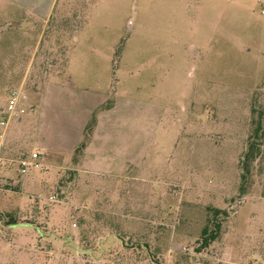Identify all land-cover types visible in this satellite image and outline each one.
<instances>
[{
  "label": "rangeland",
  "instance_id": "374dc122",
  "mask_svg": "<svg viewBox=\"0 0 264 264\" xmlns=\"http://www.w3.org/2000/svg\"><path fill=\"white\" fill-rule=\"evenodd\" d=\"M47 2L0 0V264H264V0Z\"/></svg>",
  "mask_w": 264,
  "mask_h": 264
},
{
  "label": "trees",
  "instance_id": "16d2710c",
  "mask_svg": "<svg viewBox=\"0 0 264 264\" xmlns=\"http://www.w3.org/2000/svg\"><path fill=\"white\" fill-rule=\"evenodd\" d=\"M259 118L256 120V126L254 128V133L249 137L246 149L243 151L240 160V191H245V182L247 179V175L249 173V165L257 158L260 153V145L262 138L264 136V110H259L258 112ZM95 122V118L92 117V125ZM90 124L86 127L89 128ZM85 146V141L83 140L76 148V152L78 153L81 149ZM215 214H222L223 216L227 215V212L222 209L214 208L213 209ZM212 227L209 229V225H206L202 228V246H207L211 241L215 240L219 235L220 230V221H215L211 224Z\"/></svg>",
  "mask_w": 264,
  "mask_h": 264
},
{
  "label": "built area",
  "instance_id": "2783aa9c",
  "mask_svg": "<svg viewBox=\"0 0 264 264\" xmlns=\"http://www.w3.org/2000/svg\"><path fill=\"white\" fill-rule=\"evenodd\" d=\"M24 98L25 95H24L23 84H20L19 86L8 90L6 105L4 108L1 109V115H0V125L3 127V132L7 127L8 123L13 118H19L20 116L19 114L23 111L22 108H19V104L22 102ZM3 132L0 135H3ZM39 156H40L39 152L33 151L29 158L18 160L20 173L22 174L27 173L32 166L39 167V164L36 162ZM2 160L3 158L0 157V162ZM50 199H54V198L51 196Z\"/></svg>",
  "mask_w": 264,
  "mask_h": 264
},
{
  "label": "crops",
  "instance_id": "0c3cea01",
  "mask_svg": "<svg viewBox=\"0 0 264 264\" xmlns=\"http://www.w3.org/2000/svg\"><path fill=\"white\" fill-rule=\"evenodd\" d=\"M53 1L54 0H48V2H47V4H46V7L42 10V14H43V16H48L49 14H50V12H51V10H52V4H53ZM19 3L22 5V6H30L29 8L30 9H34V10H37L36 8V5L35 4H25V3H23V2H21V1H19ZM17 119V121L19 120V118H16Z\"/></svg>",
  "mask_w": 264,
  "mask_h": 264
}]
</instances>
